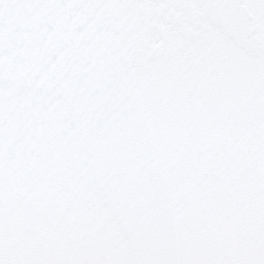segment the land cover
I'll return each instance as SVG.
<instances>
[{"label":"snow or ice","instance_id":"6c2138e0","mask_svg":"<svg viewBox=\"0 0 264 264\" xmlns=\"http://www.w3.org/2000/svg\"><path fill=\"white\" fill-rule=\"evenodd\" d=\"M0 264H264V0H0Z\"/></svg>","mask_w":264,"mask_h":264}]
</instances>
